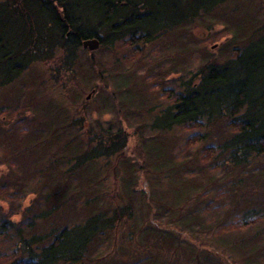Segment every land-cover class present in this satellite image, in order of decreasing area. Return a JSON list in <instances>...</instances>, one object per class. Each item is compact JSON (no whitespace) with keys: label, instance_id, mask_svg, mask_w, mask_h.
Instances as JSON below:
<instances>
[{"label":"trees","instance_id":"trees-1","mask_svg":"<svg viewBox=\"0 0 264 264\" xmlns=\"http://www.w3.org/2000/svg\"><path fill=\"white\" fill-rule=\"evenodd\" d=\"M235 2L0 0V103L5 97L11 100L0 106V164L9 167L12 181L0 183V200L16 202L6 211L0 210V264H85L87 259L92 263L91 257H85L121 217L116 210L112 217L100 211L102 203L92 186L100 175L91 177L87 171L91 166L100 167L115 154L125 155L130 134L125 127L114 129L98 123L96 129L87 121V97L82 94L89 82L75 77L79 51H95L81 46L85 38L97 37L98 51H123L121 60L126 63L144 52L157 54L162 43L181 46L186 34L192 38L193 27L209 30L225 24L203 40L206 44L223 38L221 42L225 43L231 37L233 47L227 57L222 56L224 60L204 63L189 77L181 78L179 87L171 83L172 79L163 89L159 83L149 87L159 90L157 97L168 100L159 112L160 124L151 127L160 134L173 128L184 132L175 143V158L197 149L199 144L202 147L196 158L200 164L218 161L221 156L223 164L241 167L264 155V19L248 38L244 36L249 45L236 48L232 43L236 25L228 21L234 16L226 9ZM49 61L56 64L47 83L61 89L74 83L75 109L44 128L45 110L37 107L32 112L28 103H19L21 90L13 93L6 88L22 81V74L32 65ZM94 61L90 64L98 69ZM73 69L74 81H68L64 72ZM114 69L118 65L110 68ZM98 72L101 75L100 69ZM90 89L89 93L97 87L92 85ZM215 127L220 131L219 138L211 135L210 129ZM44 145L48 147L46 152ZM38 161L42 162L39 166ZM221 162L213 163L209 170L222 167ZM241 180L238 177L239 185ZM26 181L37 190L30 189L35 192L34 198L29 205L21 206L28 191ZM12 185L14 191H10ZM80 208L89 209L83 219H77ZM258 218L220 222L211 236L225 235L235 226L237 231L246 229Z\"/></svg>","mask_w":264,"mask_h":264},{"label":"rangeland","instance_id":"rangeland-1","mask_svg":"<svg viewBox=\"0 0 264 264\" xmlns=\"http://www.w3.org/2000/svg\"><path fill=\"white\" fill-rule=\"evenodd\" d=\"M226 9L234 16L228 20L229 25L230 22L236 25V40L232 43L240 48L248 42L244 36L248 38L264 19V0H236ZM223 26L226 25L216 24L209 30L193 27L192 38L186 34L182 38L185 43L179 41L181 46L162 43L157 54L144 52L126 63L121 60L123 51L118 54L79 51L75 77L89 82L82 94L83 97L90 94L86 99L87 121L96 129L98 123L105 127L112 125L114 129L125 127L124 131L130 134L125 155L115 154L100 167L91 166L87 171L91 177L100 175L96 185L92 184L98 193L97 200L102 203L100 211L112 217L116 210L121 217L113 221L114 227L85 257H91L92 263L87 259L85 264H264V155L241 167L223 164L221 156L218 161L200 164L196 158L202 147L199 144L197 149H190L176 159L174 146L184 132L173 128L160 134L161 131L151 127L153 123L160 124L158 115L168 100L157 97L159 90L149 87L159 83L163 89L169 86V79L179 87L181 78L189 77L204 63L224 60L222 56L227 57L233 47L231 37L225 43L221 42L223 38L203 42ZM93 59L101 75L91 66ZM53 61L32 65V69L22 74V81L6 88L13 93L21 90L19 103H28L32 112L37 107L45 110L44 128L47 123L58 122L56 117L63 120L59 116L72 114L75 109L74 83L71 82L72 86L69 82L64 89L47 83L56 64ZM115 65L118 69L110 70ZM174 68L177 73L171 72ZM64 73V78L74 81V69ZM92 85L97 90L89 93ZM1 100L0 106L11 101L8 97ZM210 130L211 135L219 138L216 127ZM44 149L46 152L48 147L44 145ZM219 161L222 167L209 170L210 165ZM41 164L38 161L37 166ZM9 172L6 164H0V183L12 182ZM238 177L242 178L241 185ZM25 185L28 191L21 206L29 205L37 190L28 181ZM15 189L12 185L10 191ZM30 189L34 191L29 192ZM80 198L82 202L83 196ZM0 201L7 205L0 206L2 212L16 204ZM82 210H78L81 212L77 219L88 215L89 209ZM246 216L259 218L246 229L237 231L235 226L225 235L211 236L216 224L231 219L241 222Z\"/></svg>","mask_w":264,"mask_h":264},{"label":"water","instance_id":"water-1","mask_svg":"<svg viewBox=\"0 0 264 264\" xmlns=\"http://www.w3.org/2000/svg\"><path fill=\"white\" fill-rule=\"evenodd\" d=\"M100 36V35H99ZM81 46L83 48H86L88 50H96L99 47V40L97 37H91V38H85L81 41ZM213 47V46H211ZM90 94H87V98L89 97Z\"/></svg>","mask_w":264,"mask_h":264},{"label":"clouds","instance_id":"clouds-1","mask_svg":"<svg viewBox=\"0 0 264 264\" xmlns=\"http://www.w3.org/2000/svg\"><path fill=\"white\" fill-rule=\"evenodd\" d=\"M0 206L7 207L6 203L4 201H0ZM13 219H17V217H12Z\"/></svg>","mask_w":264,"mask_h":264}]
</instances>
